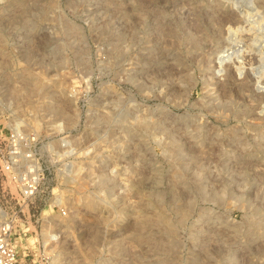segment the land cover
<instances>
[{
  "label": "rangeland",
  "instance_id": "1",
  "mask_svg": "<svg viewBox=\"0 0 264 264\" xmlns=\"http://www.w3.org/2000/svg\"><path fill=\"white\" fill-rule=\"evenodd\" d=\"M0 121L53 150L22 264H264V0H0Z\"/></svg>",
  "mask_w": 264,
  "mask_h": 264
},
{
  "label": "built area",
  "instance_id": "2",
  "mask_svg": "<svg viewBox=\"0 0 264 264\" xmlns=\"http://www.w3.org/2000/svg\"><path fill=\"white\" fill-rule=\"evenodd\" d=\"M52 154L50 143L42 142L36 133L26 132L12 124L5 127L0 121V170L12 179L17 203L21 201L25 208L9 205L0 199V264H22L14 235L25 234L28 230V207L34 204L36 195L42 190L46 174L51 173L45 161L50 162L48 156ZM58 170L66 174L65 165ZM47 209L50 212L57 209L59 215L66 214L65 207L52 197Z\"/></svg>",
  "mask_w": 264,
  "mask_h": 264
},
{
  "label": "bare ground",
  "instance_id": "3",
  "mask_svg": "<svg viewBox=\"0 0 264 264\" xmlns=\"http://www.w3.org/2000/svg\"><path fill=\"white\" fill-rule=\"evenodd\" d=\"M52 199L60 202V197H59V193H55L53 196H52ZM50 212V211H49ZM52 212H50L51 214ZM53 214V213H52ZM44 216V215H43ZM55 216H59V215H55ZM51 229L49 228H44L42 230V237H43V246H45V249H49L48 247H50V238H51ZM48 251V250H47ZM55 261V260H54Z\"/></svg>",
  "mask_w": 264,
  "mask_h": 264
}]
</instances>
